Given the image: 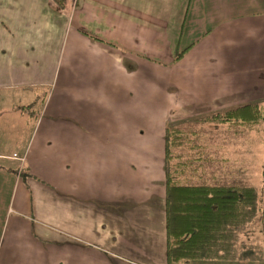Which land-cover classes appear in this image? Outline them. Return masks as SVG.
Masks as SVG:
<instances>
[{
    "label": "crops",
    "instance_id": "crops-1",
    "mask_svg": "<svg viewBox=\"0 0 264 264\" xmlns=\"http://www.w3.org/2000/svg\"><path fill=\"white\" fill-rule=\"evenodd\" d=\"M64 2L0 0V264H168L165 129L264 101V0ZM214 157L186 185L249 187ZM240 237L231 261L264 260V206Z\"/></svg>",
    "mask_w": 264,
    "mask_h": 264
},
{
    "label": "trees",
    "instance_id": "trees-1",
    "mask_svg": "<svg viewBox=\"0 0 264 264\" xmlns=\"http://www.w3.org/2000/svg\"><path fill=\"white\" fill-rule=\"evenodd\" d=\"M63 8L64 0H52ZM183 52H175L178 60ZM31 105L20 110L31 109ZM202 122L255 125L264 121V101L248 103L211 114ZM181 132L173 124L165 129V225L168 264L197 260H230L239 255L234 248L239 235L253 223L264 206V189L254 187L181 185L169 170L170 140ZM264 167V165H263ZM262 167V174L264 168ZM243 253V252H241Z\"/></svg>",
    "mask_w": 264,
    "mask_h": 264
},
{
    "label": "rangeland",
    "instance_id": "rangeland-1",
    "mask_svg": "<svg viewBox=\"0 0 264 264\" xmlns=\"http://www.w3.org/2000/svg\"><path fill=\"white\" fill-rule=\"evenodd\" d=\"M247 78L252 79V86H257V84H260V79L262 78L259 74H253V75H242ZM257 87L256 89L252 90L253 96H256L257 93L260 92ZM236 94L239 96H244L246 94H249L248 91L237 89L235 90ZM190 95L184 97H180L176 99L175 94L173 96V109L174 111L179 108V106L182 104V107H184V110L187 109L188 112H194V101L192 100V93L188 92ZM177 94V93H176ZM14 99L10 101H27L28 97L27 95H23L22 97L15 94ZM218 101V100H217ZM261 103L263 101H252L251 103ZM241 101H235L234 106L229 107L228 109H232L244 104H240ZM5 106H11L10 102L5 101ZM202 108V107H201ZM215 107H213L214 109ZM196 110V109H195ZM227 110V109H226ZM224 111V110H223ZM212 112V111H211ZM208 112L204 115H199L197 117H191L189 119H182V120H176L171 122V124L174 123L177 129L180 130L181 135L179 137H175L170 140L169 144V170L171 172L172 178L175 180V182L186 185L188 184L187 178H191L192 181H196V175L198 171L196 172V166H202L204 164H201L200 159L198 157L202 158L203 154H205V159L203 162L205 164H208L211 161V157L213 158L215 156V147L213 145L214 138H213V131H227V129H243L238 128L233 125H217L210 122H202L201 119L217 113V112ZM222 112V111H218ZM203 137V138H202ZM202 139L208 144V148L206 151V148L204 149L205 152L202 150L200 151L198 149V143H202ZM230 141V144H227V148L225 146L223 147V150L221 154H218V157L221 158V162H217L215 160L212 161V164H217L223 169V171H217L218 173H224L227 174L228 171H233L234 169L237 171L239 169L240 174L243 173L246 169L248 172L246 173L247 176L252 178L250 181L247 180V185L254 187L258 190V193L264 189V173L262 174V167L264 165V121H260L259 123L252 125V127L249 129V126H247V129H245V134L243 137L237 136V137H231L230 139L220 138V141ZM214 151V152H213ZM228 152V154L226 153ZM211 154V155H210ZM216 154V155H217ZM235 158V159H234ZM225 159H227V163H225ZM229 166V170H224V166ZM264 168V167H263ZM212 173V172H210ZM209 173V170L204 171L201 169V176H205L206 180H210L213 175ZM192 174V175H191ZM258 176V177H256ZM217 176L215 175L214 178ZM222 178V176H219ZM239 180L240 183V177H238L235 181ZM234 182V181H231ZM234 183H231V185ZM215 186H217L215 182ZM243 237L238 238L237 246L244 249L243 245ZM240 250V249H238ZM252 255H258V258H252L249 259L243 263V262H234V261H216L213 264H262L264 260L259 257L261 255V252L256 250L253 253L248 252ZM253 260V261H251ZM208 262H202V264H207ZM189 264H199L198 261H193Z\"/></svg>",
    "mask_w": 264,
    "mask_h": 264
}]
</instances>
